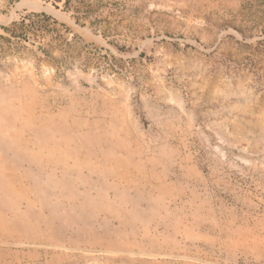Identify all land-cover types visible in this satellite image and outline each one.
Listing matches in <instances>:
<instances>
[{"label": "rangeland", "instance_id": "obj_1", "mask_svg": "<svg viewBox=\"0 0 264 264\" xmlns=\"http://www.w3.org/2000/svg\"><path fill=\"white\" fill-rule=\"evenodd\" d=\"M0 264H264V0H0Z\"/></svg>", "mask_w": 264, "mask_h": 264}, {"label": "trees", "instance_id": "obj_2", "mask_svg": "<svg viewBox=\"0 0 264 264\" xmlns=\"http://www.w3.org/2000/svg\"><path fill=\"white\" fill-rule=\"evenodd\" d=\"M41 16H44V18L46 19V18H48L46 15H44L43 13L41 14Z\"/></svg>", "mask_w": 264, "mask_h": 264}, {"label": "bare ground", "instance_id": "obj_3", "mask_svg": "<svg viewBox=\"0 0 264 264\" xmlns=\"http://www.w3.org/2000/svg\"><path fill=\"white\" fill-rule=\"evenodd\" d=\"M29 7H33V6H30V5H29ZM36 8H37V7H36Z\"/></svg>", "mask_w": 264, "mask_h": 264}]
</instances>
